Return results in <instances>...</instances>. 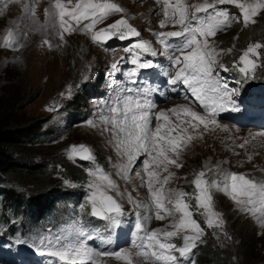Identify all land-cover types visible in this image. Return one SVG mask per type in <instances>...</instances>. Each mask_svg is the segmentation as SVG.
Listing matches in <instances>:
<instances>
[{
	"label": "snow or ice",
	"instance_id": "snow-or-ice-1",
	"mask_svg": "<svg viewBox=\"0 0 264 264\" xmlns=\"http://www.w3.org/2000/svg\"><path fill=\"white\" fill-rule=\"evenodd\" d=\"M156 2L163 4L165 19L160 21V26L165 27L168 22L173 26H180L178 31L155 34L159 42L164 45L165 52L170 53L167 59L172 68L164 71L163 74L169 77L170 85H176L178 82L186 85L195 100L205 109V114L201 115L187 105L154 112L156 104L150 98L153 89L145 87L122 89V92L126 91L129 94L118 96L109 109L111 115L101 118L104 123L112 126L108 130L113 133L115 147L127 158V163L122 165V173L130 171L139 157L147 155L148 158L142 161L144 176L141 180L151 198L155 219L162 220L168 216L174 218L178 216V219H174L171 225L172 231L149 230L146 222L153 217L138 215L131 249L115 252L89 247L86 240H92L94 236L82 224L77 223L73 227L74 238L58 235L54 240L48 241L46 250L37 249L41 256L56 258L60 264H99L98 257L108 256H113L124 264H140L141 261L143 264H182L181 258H187L192 254V250L204 234V229L193 218L188 194L165 187L175 175L169 171V166L182 167L178 163L180 153L194 138L189 133V128L195 130L203 125L207 129L210 124H216L214 117L218 112L228 110V105H232L231 110H238L227 84H222L214 75L218 57L223 53V49L218 51L209 38L231 26L233 22H242L245 26L255 24V17L264 13V0H204L199 4H188L185 0H175V2L156 0ZM218 5H234L240 15L230 14L226 8H218ZM24 10L37 26L36 30L47 31L51 26L57 29L61 40L64 39L65 33L76 30L83 21L88 23H84L81 30L91 33L92 40L98 43L113 37L124 40L128 37L140 36V33L124 18L94 31L96 25L102 23L111 14L123 11L112 0H75V3L73 0H52L50 7L45 9L43 24H40L36 17L34 5L25 4ZM169 38H176L175 43H169ZM43 43L52 46L48 39ZM2 46H14L12 29H9L4 36ZM261 48H264V44L254 43L240 56L243 67L239 70L245 76L257 67L256 60L251 56L254 54L258 57L260 55L258 49ZM126 51L135 52L131 63L136 67L129 73V77L137 76L140 70L157 67L151 60L143 62L140 60V54L144 52H151L152 56L157 55L150 43L141 40ZM228 51L231 52L232 49ZM111 67L114 71L118 70L117 63L112 64ZM220 67L223 68L224 65ZM173 70L174 75H172ZM168 112L175 115V122ZM153 119L156 121L154 128ZM240 147L243 148L244 144ZM71 156L93 160L91 149L83 144L73 145ZM88 172L93 178L88 185L92 191L87 198V202L91 205V215L107 221L108 227L112 229L119 227L122 223L121 217L124 215L123 205L116 196L109 194L110 190H115L120 195L119 186L109 174L98 167L88 169ZM162 172L167 175L162 176ZM205 175V171H200L192 183L198 193L195 196L196 210L203 209L202 214L206 218L208 227H223V220L214 208L213 189L229 196L241 212L255 216L258 222L264 224V181H256L244 174L231 172L224 173L223 179L219 182H209L205 179ZM129 200L136 203L131 196ZM139 206L141 205L137 204V207ZM181 233H185L184 243L183 246L177 247L171 242V238ZM176 253L179 255L177 256Z\"/></svg>",
	"mask_w": 264,
	"mask_h": 264
},
{
	"label": "rangeland",
	"instance_id": "rangeland-1",
	"mask_svg": "<svg viewBox=\"0 0 264 264\" xmlns=\"http://www.w3.org/2000/svg\"><path fill=\"white\" fill-rule=\"evenodd\" d=\"M23 1L0 0V96L3 91L8 96L7 99L6 96L2 97L1 105L4 104V101L11 102L15 99H18L16 103L18 104L24 98L29 99L35 95L24 106L22 115L24 119L30 118V120H33L34 118L35 121L42 117L36 131L42 133L46 128L49 131L46 130L47 132L41 134L45 136L42 139L27 138L28 143L30 142L36 149L42 151L34 158L40 160L49 157L54 150L60 152L62 155L60 154L58 159H50L46 162V169L50 166L56 167L54 179L57 178L63 188L75 189L78 184L72 176H76L74 171L77 170L79 162L71 156L69 151L75 144L86 145L91 149L93 156L99 155L100 159L107 161L101 169L109 174L119 186L120 195L114 190H110L109 193L116 196L127 210L136 208L139 204L137 199L148 190L141 185L140 177L136 172L122 173L121 168L122 165L126 164V161H123L121 156L116 153V142L113 139V133L108 130L112 126L104 123L101 118L102 116H109L107 111L110 108L108 107H111L118 97L117 91H113L114 84L108 73L112 61L122 54L120 44L114 43L108 46L93 41L91 33L81 30L83 24L88 23V21H83L80 26L76 27V30L65 33L63 40L57 34V29L51 26L47 28V31L43 29L38 31L32 19L25 13L24 6L25 4L34 5L36 17L39 23L43 24L45 9L50 7L52 0H26L22 4ZM112 1L117 2L123 11L111 14L102 23L124 18L132 27L137 30L140 29L143 36L154 33L160 28H166V26H160L164 13L156 10L149 0ZM185 2L199 4L203 3L204 0H185ZM73 3H75V0H73ZM255 20L259 22L258 25H255V23L245 26L238 23L234 28H231L229 32L246 27L240 30V34L234 35L232 42L230 40L220 41L218 37L223 33H217L209 39L214 42L217 50H220L217 48L219 46L226 55L233 56L237 53L235 47L240 35L260 33L259 36L262 38L264 13L255 17ZM102 23H98L94 31ZM227 28L221 32L225 33ZM9 29L14 32V46L3 47V38ZM45 39L50 41L51 47L43 43ZM228 49H232V51L229 52ZM134 54L135 52H127L125 56L126 63L129 64L123 69L126 73L124 80L127 81L131 78L129 73L136 67L131 63ZM251 58L260 59L255 55H252ZM254 70L261 71L262 67L257 63ZM118 86H121V84ZM123 94H127L126 91ZM53 115L75 119L76 123H72L61 130L52 129L49 123H51V120L54 121ZM189 133L194 138L180 153L179 164L182 167L171 166L172 173L175 175L169 182L170 186L189 182L191 177L195 178L200 171H205V177L208 176L209 182H219L223 179L224 173L231 172L244 174L256 181H264V132L254 130V128L232 127L223 129L222 126L205 129L201 125L195 130L189 128ZM241 144H244L243 148L240 147ZM80 162L88 163V161ZM63 163L69 165V170L64 167ZM71 166L75 168L71 169ZM73 172L75 174H72ZM84 173L79 182H86V186H88L93 178L89 175L87 167L84 168ZM53 189L49 190L52 191ZM176 190L188 194L193 218L197 220L201 227L204 228L206 225L208 229H213L217 239L210 241L207 239L208 242L219 243L220 249L228 247L231 258H234L235 254L232 247L236 242H240V237L233 242L234 234L232 238L230 232L238 235L239 229L241 227L242 230L245 228L255 234L256 245L260 249L258 259L262 258L259 264H264V224L258 222L255 216L241 212L229 196L213 189L214 208L223 220V227H208L206 218L202 214L203 209L196 210L195 196L198 194L196 188ZM91 191L89 189L88 197ZM129 196L136 203H132ZM174 219H178V216L175 218L168 216L159 220V222L153 224V229L164 230L165 226L172 231L171 225ZM184 234L181 233L177 236L179 239L177 247L183 246ZM205 235L206 233L202 237ZM242 248H244V245H241ZM104 262H107L105 264H124L123 261L117 260L113 256L99 260V264H104ZM192 262L195 263V260ZM140 264H143V262L141 261Z\"/></svg>",
	"mask_w": 264,
	"mask_h": 264
},
{
	"label": "trees",
	"instance_id": "trees-1",
	"mask_svg": "<svg viewBox=\"0 0 264 264\" xmlns=\"http://www.w3.org/2000/svg\"><path fill=\"white\" fill-rule=\"evenodd\" d=\"M258 24L259 22H256L255 25ZM244 28L246 27L225 32L220 35L218 39L220 41L230 40L232 42L234 35L240 34V30ZM259 34L240 35L235 50L238 51L240 47L256 38H259L260 43L264 44V31L261 33L262 38ZM260 50L263 52L262 62L264 63V48H261ZM4 96H6L5 91H3L0 96V181L2 186H4L3 183L5 184L6 189L4 194L6 195L7 200L18 203L21 200L28 202V200L31 199H38L39 195H41L40 198L42 199L49 198L50 195L56 197V194L58 193L56 188H58L60 183L57 181V178L54 179L53 176L57 168L50 166L46 169V162L50 161V159H58L61 153L54 150L49 157L40 159L41 161L36 160L34 157L42 151L36 149L34 145L30 144V142L28 143L27 140L29 137L42 139L45 136L41 134L49 131L47 128L42 133L36 131L39 120L42 119V117L38 121H35L34 118L33 120H30V118L24 119V116L22 115L24 106L35 95L29 99L24 98L23 101L18 104H16L18 99H15L11 102L4 101V104L1 105L2 97ZM7 97L8 96L5 98L7 99ZM63 165L69 170L68 164L63 163ZM70 168L73 169L75 167L71 166ZM74 172L76 173V176H72V178H78L82 175V172L78 168ZM74 172L72 174H75ZM68 176H70V174H68ZM52 188L55 189L52 191L49 190ZM241 228H238V235L237 233L230 232L232 238L234 234L233 242L240 237V242H236L232 247L233 253L235 254L234 258H231V253H229L228 247L220 249L219 243L207 241L208 243L205 242L201 245L194 264H259V261L262 258L258 259L260 249L257 248L255 234L249 232L245 228L243 230ZM207 233L215 235L212 228L208 229ZM241 245H244V248L241 249Z\"/></svg>",
	"mask_w": 264,
	"mask_h": 264
},
{
	"label": "water",
	"instance_id": "water-1",
	"mask_svg": "<svg viewBox=\"0 0 264 264\" xmlns=\"http://www.w3.org/2000/svg\"><path fill=\"white\" fill-rule=\"evenodd\" d=\"M110 24H112V23H110ZM110 24H108V25H110ZM108 25H107V26H108ZM107 26H105V27H107ZM113 38H114V37H113Z\"/></svg>",
	"mask_w": 264,
	"mask_h": 264
},
{
	"label": "bare ground",
	"instance_id": "bare-ground-1",
	"mask_svg": "<svg viewBox=\"0 0 264 264\" xmlns=\"http://www.w3.org/2000/svg\"><path fill=\"white\" fill-rule=\"evenodd\" d=\"M202 129V128H201ZM200 130V129H199Z\"/></svg>",
	"mask_w": 264,
	"mask_h": 264
}]
</instances>
